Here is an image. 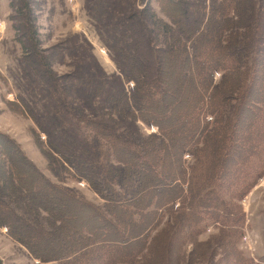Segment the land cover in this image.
Returning a JSON list of instances; mask_svg holds the SVG:
<instances>
[{"label": "trees", "instance_id": "16d2710c", "mask_svg": "<svg viewBox=\"0 0 264 264\" xmlns=\"http://www.w3.org/2000/svg\"><path fill=\"white\" fill-rule=\"evenodd\" d=\"M132 1L127 14L115 21L107 19V0H96L88 14L117 72L106 74L89 53L94 67L77 64L86 71L83 75L73 70L59 76L48 56L39 54L33 12L22 3L23 63L10 78L23 89L20 100L29 117L43 114L50 128L52 136L34 119L46 135L43 142L36 133L38 149L55 182L16 142L0 135V228L39 262L139 260L162 209L168 206L165 212L176 214L174 202L188 208L186 219L195 232L211 226L233 230L237 239L243 235L244 216L237 219L224 197L243 195L264 171V136L250 133L264 129V102L254 112V122L249 121L246 143L236 129L238 106L231 117L227 108L240 102L236 95L244 73L245 84L250 82V66L244 64L248 52L254 71L264 65V10L252 0H220L207 11L205 0H137L140 8ZM238 15L247 23L261 16L257 47L250 48L256 34L249 27L230 36L231 26L241 21ZM160 38L166 39L164 44ZM221 38L228 40L221 43ZM66 50L84 55L74 42ZM23 65L39 82V100L30 103L27 89L33 79L23 73ZM215 74L219 79L213 84ZM138 123L155 132L144 135ZM115 124L123 126L113 129ZM184 154L190 158L189 172L183 167ZM80 181L99 203L65 186ZM231 247L236 252L232 264H264V256L255 262L233 243Z\"/></svg>", "mask_w": 264, "mask_h": 264}, {"label": "rangeland", "instance_id": "374dc122", "mask_svg": "<svg viewBox=\"0 0 264 264\" xmlns=\"http://www.w3.org/2000/svg\"><path fill=\"white\" fill-rule=\"evenodd\" d=\"M131 1L132 0H107L108 4L105 5L106 8H104V10H107L108 21H115L126 15L128 12L126 5ZM133 1L137 8L142 6L137 0ZM189 1L196 3L198 0ZM253 1H255V4H259L264 10V3L262 6V0H252V2ZM219 2L220 0H216V3L213 5L210 0H205L206 11L208 5L210 9L212 7L216 8ZM22 3H27L29 11L33 12L36 27L35 40L38 43L37 49L39 54L41 52L42 56H48L47 58L49 59L53 74L59 76L72 73L73 70H76L79 74L83 75L86 71L76 66L78 64L85 68L94 67L93 63H90L89 53L93 55L97 65H99L101 70L106 74L116 73L117 70L108 56L106 46H104V43L98 37L95 29L97 23L88 15L94 12L96 0H0V135L6 136L7 139L16 142L38 169L42 171L46 177L55 182L53 174L48 170V161L42 156L38 149L40 144L36 136V133L39 134L40 140L44 142L46 140V135L52 136L50 128L44 123V116L42 114L34 119L37 120L41 129H45L43 132H46V135L39 131L40 129L36 125L34 119L29 117L25 110V106L21 104L20 99L25 96L23 89H18L17 85L13 83V80L10 78V76L16 73L18 66L23 63L21 60L23 44L21 42L22 40H19L23 39V30L21 31V27H24L23 20L20 17ZM152 5L154 9H156V4L153 3ZM242 20L243 18L241 19L240 15H238L239 22L237 25L233 24L231 26L229 34L233 30H235V32L240 31L241 33V30L249 27L250 33L253 32V34H256L250 48H252V46L257 47L259 45V33L261 32V16L255 15L250 23ZM258 21L259 25L256 26ZM229 29L230 26H227V30ZM232 35L233 34H230V36ZM83 38L86 39L87 43L83 42ZM170 38H173V35ZM160 39L159 42L164 44L166 39H162L163 41H160ZM25 40L26 39H24V41ZM227 40L228 38H221L220 42L224 43ZM73 42L81 46L84 50L83 57L74 56L73 52L66 50L67 47L71 48V43ZM102 51H104L105 54H103ZM244 64L248 67L250 66V82H246L245 84V78L248 76V72L244 73V75H242V84L239 86V91L236 95L240 97V102H234L232 105L229 104L230 106L227 108V111H230L229 117H231L237 110L236 105L238 106L237 112L239 111L240 114V122L236 129L238 130L239 128V133L241 135L240 142L243 140L242 138H244V142L246 143V137H248L250 133L257 137L264 136V129L258 131L250 130V133L248 130L249 121L251 120L250 123L252 124L255 120L256 116L254 112H257L259 105L264 102V65H262V68H260L261 64L258 66L260 72L257 73L254 71L252 68L254 62L249 52L244 58ZM23 67H25L23 73L28 76L29 80L33 79V82H28V103L32 100L33 102L34 100L37 101L39 100V96L37 95L39 82L35 77L37 74L31 72L27 66L23 65ZM239 72H242L241 68H239ZM218 76V74H215L212 78L213 84L218 81ZM259 76L261 77V82L259 81L260 87L257 89L255 83ZM244 92L246 93L241 95ZM42 94L44 95V93ZM247 94L248 96L245 97ZM251 102H253L255 106L252 105ZM17 106L20 108L19 111L15 108ZM226 107L227 105H225L224 110H226ZM262 108H264V106H262ZM99 119L103 120V118ZM102 122L104 123V121ZM115 125L113 129L123 126L122 124ZM138 126L144 135H150L155 132L154 128L145 127L140 123H138ZM134 128V126H131V130ZM133 131L138 132L139 130L134 129ZM246 132L247 136L244 137V133ZM184 155L182 162L183 167L186 169L190 163V158L188 156V158L185 159ZM241 158L240 161H242ZM217 166L218 165L215 163L213 164V167ZM176 167L178 168V166ZM187 170L188 169H186V171ZM258 176L255 183L252 184L243 195L238 198L224 197L230 208L237 213V219L244 216V224L242 228H240L243 235L240 239L235 237L233 230L229 232L219 227L212 228L210 226L202 232L193 231L190 228V220L186 219L190 218L188 208H185L178 202H174L173 207L177 210L176 214H167L165 210L168 206L162 209L164 210L163 216L157 223V230L153 231L151 234L152 239L147 247L146 254L139 260H129L128 264H232L231 259L236 255L234 248L232 249L231 247L232 243L236 249L249 259L256 262L258 259L262 258L264 256V171L262 173L260 172ZM178 179L180 180V177ZM178 179L176 180L177 182H179ZM82 182L84 181L68 182V185L65 186L72 188L90 201L99 203L98 198L90 191L85 182L86 186H81ZM181 187L186 190V184H181ZM6 231L5 228H0V261L2 264H62V262H39L34 260L21 245L16 244L8 236Z\"/></svg>", "mask_w": 264, "mask_h": 264}, {"label": "built area", "instance_id": "2783aa9c", "mask_svg": "<svg viewBox=\"0 0 264 264\" xmlns=\"http://www.w3.org/2000/svg\"><path fill=\"white\" fill-rule=\"evenodd\" d=\"M102 53L105 54L104 51H102ZM127 85H128V87H132V83H128ZM208 119H210V118L208 117ZM184 158H185V159L188 158V155L185 154V155H184ZM81 186H82V187H83V186H86V184H85L84 182H82V183H81Z\"/></svg>", "mask_w": 264, "mask_h": 264}]
</instances>
